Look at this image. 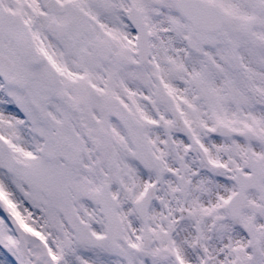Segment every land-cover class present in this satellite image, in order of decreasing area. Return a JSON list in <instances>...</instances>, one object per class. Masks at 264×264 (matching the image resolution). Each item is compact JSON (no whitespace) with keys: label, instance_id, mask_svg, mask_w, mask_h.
Masks as SVG:
<instances>
[{"label":"snow or ice","instance_id":"obj_1","mask_svg":"<svg viewBox=\"0 0 264 264\" xmlns=\"http://www.w3.org/2000/svg\"><path fill=\"white\" fill-rule=\"evenodd\" d=\"M0 264H264V0H0Z\"/></svg>","mask_w":264,"mask_h":264}]
</instances>
